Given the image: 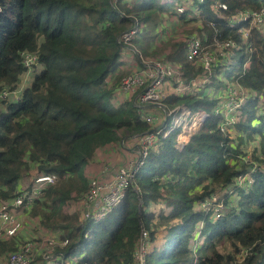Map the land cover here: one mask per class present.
I'll return each instance as SVG.
<instances>
[{
  "label": "trees",
  "instance_id": "obj_1",
  "mask_svg": "<svg viewBox=\"0 0 264 264\" xmlns=\"http://www.w3.org/2000/svg\"><path fill=\"white\" fill-rule=\"evenodd\" d=\"M179 1L0 0V201L13 198L22 180L30 184L40 176H55V183L41 190L28 218L38 236L69 239V246L57 254L69 256L79 247L88 264H134L141 229L148 232L150 247L156 226H166L164 243L148 251L146 264H194L193 233L201 223L205 253L198 264H264V169L251 170L253 162L264 164V117L259 113V100L264 98V32L251 28L244 42L239 29L247 25L226 23L241 11H257L264 0H183L200 11L201 27L195 25L184 38L148 50L151 45H142L139 38L149 27H158L163 15L188 16L186 11L176 12ZM216 3L225 4L227 11H216ZM192 19L196 24L198 18ZM135 24L139 54L145 60L164 56L180 69L185 84L206 74L186 60V38L203 32L208 48L216 41H232L234 56L229 64L222 61L213 68L207 84L168 94L159 105L164 115L175 108L207 114L188 143L177 145L180 129H172L168 118L119 204L103 219L81 224L78 204L89 182L84 168L95 152L122 146L126 139L139 148L142 136L151 131L141 120L143 110L135 96H116L128 73L111 79L121 64L120 36ZM23 52L36 57L40 70L21 94L3 98L4 92L13 93L26 72ZM230 82L254 94L234 114L238 121L233 130L240 139L235 145L230 133L221 132L223 114H215L225 104L217 99L220 90ZM208 89H215L216 95L207 94ZM254 138L262 159L253 155L248 163L241 148ZM247 173L252 182L238 187L237 178ZM230 185L237 201L228 204L229 192L220 197L227 209L224 216L213 221L211 211H194L196 203ZM160 202L170 211L149 209ZM69 206L72 211H66ZM19 242L24 243L19 237L1 240L0 257L15 251ZM223 242L231 245L232 253H218L216 245ZM241 248L248 253L240 262L236 256Z\"/></svg>",
  "mask_w": 264,
  "mask_h": 264
},
{
  "label": "built area",
  "instance_id": "obj_2",
  "mask_svg": "<svg viewBox=\"0 0 264 264\" xmlns=\"http://www.w3.org/2000/svg\"><path fill=\"white\" fill-rule=\"evenodd\" d=\"M202 2L203 0H197ZM184 2L183 5H179L176 8L177 13H184L185 7L189 6L190 10H193V14L198 18L197 26L201 27L202 22L200 20V11L196 8H192V4ZM214 9L227 11V6L223 3H216ZM226 23L229 27H234L240 23H245L247 27H241L239 29L240 36L244 42H247L249 36V30L251 28H257L264 32V1L261 7L257 10H244L236 15L226 19ZM137 24H135L130 30L124 32L119 39L120 44L125 48L130 42L138 35ZM206 36L202 32L200 37L192 35L186 38L185 46V58L196 68L200 67L203 70L201 77L196 80L192 79L188 84H185L181 78L182 73L180 69L169 62L165 58H159L154 60L142 59L140 67L132 70L121 81L119 85V91L124 94L135 96L137 105L144 106L148 104L160 105L161 102L168 96L166 92L168 87H171L174 93H182L192 88H197L199 85L207 84L209 78L213 74V68L220 64L222 61L230 63L234 56V49L236 45L232 41L215 42L213 48L205 46ZM22 65L26 69V72L33 71L36 65V57L33 54L23 52L21 53ZM245 68V65H244ZM225 95L227 99H224V106L215 109V114L221 112L223 114L224 122L221 124L220 129L224 135H227L230 130H233L236 124L235 113L244 105L249 97L254 96L253 93L248 92L242 88L238 83L230 82L225 83ZM3 98L7 95L2 94ZM206 113L198 111L195 114H191L189 111H180L179 108H175L169 111L166 116V120L170 118L172 129H181L184 133L190 131L191 127L186 125L187 120L194 121V127L201 125L206 120ZM141 120L151 126V131L142 136L139 141V157L136 162H129L121 167H118L115 171L113 179L111 181L103 182L98 181L97 178H91L88 182V190L84 193L79 201L80 215L79 220L81 224L86 221H99L103 219L116 205L119 204L123 197L125 190L133 185L134 177L142 167L144 161L148 157V152L154 147L156 142V135L161 132V127L155 125V117L152 115L142 113ZM156 126V127H155ZM168 133H165L166 136ZM252 172L260 169H255L252 163ZM251 173V172H250ZM250 173L241 175L237 178L236 183L238 187H245L252 182ZM55 176H40L35 178L29 185L23 186L21 182L18 185L14 193V197L0 201V241L11 238L19 237L24 243H17L16 250L7 253L0 258V264H88L83 261L85 253L81 255L79 259L73 260L69 256L57 254L58 249H66L69 246V239H59L58 236L41 235L38 237H26L22 236L23 219L28 216V213L32 210L36 200L39 198L41 190L46 185H52L56 181ZM245 183V185H243ZM230 186L223 188L221 191L228 190ZM221 193L211 195L213 203L216 202L217 196ZM202 207L209 205L207 199L201 202ZM221 206L219 204L211 205L204 211L212 212V217L218 219L221 215ZM89 232L84 235L87 238ZM76 249H79L77 247ZM149 249L148 232L145 229H141L139 239L136 243V248L133 253L134 264H144L146 255ZM194 251V249H192ZM196 251V250H195ZM195 253V252H194ZM247 249L241 248L236 256V260L242 261L247 256ZM196 263V260L194 264ZM197 264V263H196Z\"/></svg>",
  "mask_w": 264,
  "mask_h": 264
},
{
  "label": "rangeland",
  "instance_id": "obj_3",
  "mask_svg": "<svg viewBox=\"0 0 264 264\" xmlns=\"http://www.w3.org/2000/svg\"><path fill=\"white\" fill-rule=\"evenodd\" d=\"M164 21H162L161 20V25H164L165 27H167L168 26V20H167V18H162ZM187 27H185V29L187 30V31H189V26L188 25H186ZM175 29H173L172 31H173V33H175V31H174ZM180 30L181 29H179L178 31H177V33H180ZM151 33H150V31H148V30H146L145 31V37H143L142 35L140 36V38H139V40H140V42L142 43V45H145V46H149V45H151V43H153V41L155 40V37L152 39V36L150 35ZM159 39H161L160 38V36H158V38H157V42H159L158 40ZM163 39V38H162ZM161 39V40H162ZM134 40V39H133ZM132 40V42H130L128 45H130V46H132V47H134L133 48V50H136V49H138L136 46H134V42L136 41V40H138V39H136V40H134L133 41ZM160 40V41H161ZM150 43V44H149ZM152 46V45H151ZM148 50H151V51H154V50H156V49H153L152 47H148ZM162 58H165V57H162ZM159 59V58H158ZM40 69H38L37 68V66H35L34 68H33V71H28V72H25L20 78H19V81H18V83L15 85V90L13 91V93H10V94H8V92H4V95H7V97L6 98H8V99H12V98H14L15 96H17V95H19V94H21V92L25 89V88H27L28 86H29V84H30V82H31V78H32V76H33V74H35L36 72H38ZM171 91H173L172 89H171V87H168L167 88V90H166V92H171ZM121 93V92H120ZM213 94H215V92L213 93ZM126 94H124V93H121L120 94V96L117 94L116 96L117 97H122V99H125V97L126 98H134V96H125ZM223 98L224 99H227V96L225 95V96H223ZM217 99H220V98H218L217 97ZM263 102H264V99L262 100ZM264 104V103H263ZM263 104H261V106L263 105ZM157 117H158V115L156 114V113H154ZM161 114H162V116H160V113H159V119H158V121H155V124L157 123V125L156 126H158V127H161V123H162V121H165L166 120V116L165 115H163V113L161 112ZM151 115V114H150ZM261 116H263L264 117V110L262 111V114H260ZM152 116L153 117H155L153 114H152ZM155 119H156V117H155ZM240 119H242V118H239V120ZM238 121V120H237ZM236 121V122H237ZM186 125L188 126V127H191V128H193V132L194 133H196L198 130H199V128H198V126H196V127H194V121L191 119L190 121L189 120H187V123H186ZM155 126V127H156ZM182 132V130L177 134V141H178V144H182V145H185L186 143H188V141H189V139H188V137H185V135L184 134H182L181 133ZM168 133V132H167ZM194 135V134H193ZM230 135H231V139H233L234 140V145L235 144H237V143H239V140L240 139H237V135H238V132L237 131H235V130H232L231 131V133H230ZM122 147H123V149H121L120 148V152H122V153H119L120 155H122V157L120 158V160H118V162L117 163H115L114 165H111V166H106V169L107 170H104V172H114V174H115V171H116V166L118 165V167H121V166H123V165H125V164H127V163H129V162H136L137 160H138V157H139V152H138V148H135V144L133 143V142H131V141H127V139L125 140V142L123 143V145H122ZM125 149H128V151H124ZM242 152H243V154L245 155L243 158H245L246 159V162H248V163H250V162H252V159H251V157L253 156V155H255L256 157H259L258 159L259 160H261L262 159V156H260V153L258 154L257 152L259 151V141L257 140V139H255L254 138V140H252L249 144H246V145H244V146H242ZM253 150H255V153H253ZM118 154V155H119ZM117 155V157H119ZM123 155H124V158H123ZM117 160V159H116ZM123 160H125L124 161V163L122 162ZM123 163V164H122ZM122 164V165H121ZM253 164H254V167H255V169L257 170V169H264V164H260L259 162H253ZM110 175H108V177H109ZM114 176V175H113ZM113 176L111 177V179H109V180H101V179H98V181H103V182H107V181H111L112 179H113ZM22 182H23V180H22ZM27 185H29V180L27 181V182H25L24 184H23V186L25 187V186H27ZM243 185H245V183H243ZM234 186V185H233ZM233 186L231 185V188L230 189H228V190H225V191H220V195L219 196H217V198H215L216 199V202L215 203H213V201L210 199L209 200V198H207V203L209 204L208 206L207 205H205L204 207H202V205H194L193 206V209H194V211H204L203 210V208H205V209H207L209 206H211V205H216V204H219L220 206H221V209H220V212H221V215H220V217H222V216H224V214L227 212V209H226V205L221 201V196L223 195V194H225L226 192H229V194L230 195H232L231 196V198H230V201L228 202V204L229 205H234L235 204V202L237 201V196L235 195V194H233V191H232V189H233ZM245 187H246V185H245ZM232 192V193H231ZM162 206L163 205H158V204H150V206H149V209H151L152 211H154L155 213H160L161 211L163 212V213H167V212H169L170 211V209L171 208H169V207H165V209H162ZM66 209V211H72L73 210V207H71V206H69V208H65ZM204 212H206V211H204ZM157 217H158V214H155ZM211 215H212V212H211ZM213 216V215H212ZM27 218V217H26ZM28 219H30V218H28ZM211 219L214 221V220H216V219H214L213 217H211ZM27 221V220H26ZM79 222L81 223V221L79 220ZM154 225H157V223H158V219H156V218H154L153 219V222H152ZM157 227V229L155 230L156 232H155V240H154V242H152L151 243V245H150V247H149V249H148V251H150V250H152L153 248H159L163 243H164V235H165V232H166V229L167 228H165L166 226H156ZM202 228H203V225L201 224V223H198L197 224V226H196V228H195V230H194V239H193V241H192V245H191V247L194 249V251H195V249H196V255H195V260H196V263L198 264L199 263V261L201 260L200 259V257H201V255L203 254V253H205V250H204V248H203V243H204V240H205V238L201 235V231H202ZM26 229H27V231H29V234H32V233H34L33 231H34V229H33V224H32V222H27V225H26ZM200 247V248H199ZM216 250L218 251V253L219 254H221V255H224V254H229V253H232V247H231V245L228 243V242H223V243H220V244H217L216 245ZM193 251V252H194ZM84 253V250L83 249H76L74 252H72L70 255H69V258L70 259H73V260H76V259H79L80 257H81V255ZM198 253V254H197ZM1 258V257H0ZM195 263V264H196ZM144 264H146V259H145V262H144Z\"/></svg>",
  "mask_w": 264,
  "mask_h": 264
},
{
  "label": "crops",
  "instance_id": "obj_4",
  "mask_svg": "<svg viewBox=\"0 0 264 264\" xmlns=\"http://www.w3.org/2000/svg\"><path fill=\"white\" fill-rule=\"evenodd\" d=\"M183 4H184L183 0H180L176 4V7H178L179 5H183ZM189 8H190L189 6L185 7L186 12L188 13V16L186 18L179 19L178 17L173 16L170 13L167 16L163 15V17H162V18H164V17L167 18V20H168V26L167 27H165L164 25L160 24L155 29L151 28V27H149L147 29L148 31H150V33H151L150 35L152 36V38L155 37V40L153 41V43H151V45H152L151 47L153 49L159 47L161 44H164V43H166L169 40H180V39L184 38L185 36H187L189 34V32H191L193 26H195V25L197 26V24H194L193 19H192L193 18V16H192L193 10H190ZM164 20L162 19V21H164ZM186 25H188L190 27L189 31H187L185 29V27H187ZM173 29H175L174 30L175 33H173V31H172ZM179 29H181L180 33H177V31ZM158 36H160L161 39L163 38L162 40L159 39L158 40L159 42H157ZM133 48L134 47L128 45L126 48L123 49L122 54H121V64H120L119 68L117 69V71L114 72V74H112L111 79L114 80L120 74H124V77H125V75H127V73H130L132 70H135L138 67H140L142 59H145V58H143L139 54V50L138 49L133 50ZM168 53H169V51L165 52V54H168ZM200 77L201 76L197 75L194 79L198 80ZM195 89H198V87L195 88ZM214 92H215V94H213ZM171 93H174V92H172V91L169 92V94H171ZM120 94L121 93L119 92L118 95L120 96ZM207 94L216 95V90L215 89H208L207 90ZM126 95L129 96L128 94H126ZM223 96H225L224 89L220 90V94H219L218 97L219 98H223ZM125 99H126V97H125ZM263 99L264 98L261 97L260 100H259V107H260L259 113L260 114H262V111L264 110V104H263L264 102L262 101ZM261 104H263V105L261 106ZM141 108L143 110V111H141V113H146V114H149V115L153 114L156 117V121H158V119H159V113H160V116H162L161 111L159 109L160 107L157 104H148V105L141 106ZM179 110L188 112L184 108H179ZM154 113H156L158 115V117ZM163 115H164V113H163ZM165 121H162L161 126H162L163 123H165ZM155 125H157V123ZM180 131H181V129H180ZM193 131L194 130L191 129L190 131H188L186 133H184V131H182L181 133L184 134L185 137H188V139L190 140L192 135L195 134ZM132 140H134V139H132ZM127 141H130V140L127 139ZM131 142H133V141H131ZM133 143L135 144V142H133ZM177 145L179 147L183 146L182 144H178V141H177ZM120 148L123 149L122 146L111 145V146H106L104 148H101V149L97 150L95 152L92 160L90 161V163L84 168V173L88 177V179H91V178H97V179H101V180L102 179L103 180L111 179V177L114 175V172H104V170H107L106 166L109 167L111 165H114L115 163L118 162V160H120V158L122 157V155L119 154V153H122V152H120ZM124 151H128V149H125ZM117 155L119 157H117ZM123 158H124V155H123ZM124 161L125 160H123L122 162L124 163ZM116 168H118V165L116 166ZM108 175H110V176L108 177ZM24 183H25V181L23 180V182H21V184H24ZM157 204L158 205H163L162 209H165V207H167L166 204H164L162 202L157 203ZM196 204L200 206V203H196ZM27 222H31V219H28V216H27V218L25 217L23 219L24 226H23V229H22V236L24 238H26V237L27 238L28 237H38V234H36V233L29 234V231H27V229H26ZM23 241H24V239H23ZM200 259L202 260L203 258L200 257Z\"/></svg>",
  "mask_w": 264,
  "mask_h": 264
},
{
  "label": "water",
  "instance_id": "obj_5",
  "mask_svg": "<svg viewBox=\"0 0 264 264\" xmlns=\"http://www.w3.org/2000/svg\"><path fill=\"white\" fill-rule=\"evenodd\" d=\"M206 118H207V115H206Z\"/></svg>",
  "mask_w": 264,
  "mask_h": 264
}]
</instances>
